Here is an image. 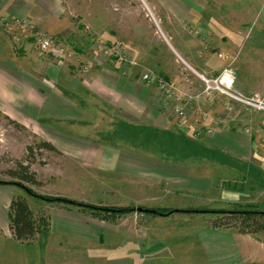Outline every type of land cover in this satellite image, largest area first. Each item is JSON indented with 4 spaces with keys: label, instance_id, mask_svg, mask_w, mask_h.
Here are the masks:
<instances>
[{
    "label": "crops",
    "instance_id": "1",
    "mask_svg": "<svg viewBox=\"0 0 264 264\" xmlns=\"http://www.w3.org/2000/svg\"><path fill=\"white\" fill-rule=\"evenodd\" d=\"M56 1L0 0L2 114L26 128L37 126L62 154L93 168L189 185L204 194L213 190L219 199H227L228 183L230 195L239 198L264 190V113L215 94L186 100L185 116L180 117L176 102L157 84H146L140 69L93 63L79 71L66 59L49 62L32 45L33 29L16 21L27 19L55 36V26L63 24ZM156 2L167 12L168 33L157 18L165 38L157 32L161 41L143 52L124 45L133 58L147 62L169 82H180L190 93L202 83L185 77L183 69L198 77L213 76L229 65L220 54H240L233 65L235 89L264 98L258 90L264 87V0ZM254 20L262 30H239L245 23L254 25ZM171 22L177 28H168ZM106 113L121 123L109 128ZM218 233L216 241L223 235ZM226 236V256H211L212 264H264L258 254L256 263L250 262L235 235Z\"/></svg>",
    "mask_w": 264,
    "mask_h": 264
},
{
    "label": "rangeland",
    "instance_id": "2",
    "mask_svg": "<svg viewBox=\"0 0 264 264\" xmlns=\"http://www.w3.org/2000/svg\"><path fill=\"white\" fill-rule=\"evenodd\" d=\"M56 2L63 24L55 26V36L41 25H32L35 26L32 45L39 51L36 31L42 29L64 47L66 64L75 65L79 71L93 63L114 66L122 63L126 68L140 69L142 78L145 74H153L157 79L168 81L150 69L147 62L133 58L130 50L135 47L143 52L161 41L142 0ZM147 2L155 17L164 21H161L162 28L168 33L166 10L156 0ZM245 17L250 19L251 16ZM253 22L254 25L245 23L246 26L239 30L248 28V31L249 27L254 31L263 29L260 22ZM61 26L64 28L60 29ZM168 28H177V25L171 22ZM6 42L11 45V41ZM124 45L130 49L126 50ZM15 46L18 44L15 43ZM91 50L94 52L90 54ZM42 55L49 62L55 61L53 55ZM229 56V65L225 68L233 69L240 54ZM224 69L213 76L199 75L212 79ZM183 70L185 77L202 83V88L190 92L200 95L204 88L202 79L187 68ZM177 84L183 86L180 82ZM258 90L264 92V87ZM234 91L245 98L255 96L243 94L235 86ZM258 96L261 98V95ZM239 104L264 113V110L257 111ZM105 115L104 122L106 126L110 125L109 128L121 123L113 120L112 115ZM44 139L37 126L19 129L4 114H0V264H212L211 256H226L224 251L222 253L223 246L227 245L228 250L225 240L229 238L226 234L235 235L233 238L239 242L241 254L247 255L250 262L256 263L257 254L259 261L264 259V218L241 213L264 212V190L256 191L246 199L239 198L230 195L232 185L228 183L225 185L227 199H219L213 190L204 194L189 185L164 181L155 183L113 170L93 168L67 154L39 150L37 144ZM30 146L34 148L32 154L28 151ZM170 154L180 159L177 152ZM19 162L31 163V171L36 173L39 183L24 185L37 196L13 184L19 180L8 172L17 169ZM18 197L26 200L36 218L48 221L46 228L25 241L15 238L9 217L12 202ZM40 197L62 198L110 209H157L162 211L163 216L137 211L111 216L80 206L49 202ZM170 211L180 212L166 215ZM220 231L223 235L216 241L215 235H219Z\"/></svg>",
    "mask_w": 264,
    "mask_h": 264
},
{
    "label": "built area",
    "instance_id": "3",
    "mask_svg": "<svg viewBox=\"0 0 264 264\" xmlns=\"http://www.w3.org/2000/svg\"><path fill=\"white\" fill-rule=\"evenodd\" d=\"M142 2L147 8L149 12L147 15L151 18V20H153L157 32L165 38L159 21L155 17L153 11L150 9L147 0H142ZM16 22L23 28L31 27L33 29L35 27L32 26L33 24L27 19H18ZM36 37L38 43L37 45L39 46L42 53L53 55L55 56V58L64 59L66 55V50L64 49V47L57 44L52 39V37L47 35L44 31H42V29L36 31ZM122 50L124 51L125 49ZM106 52L109 53V51ZM219 57L226 60L230 59V56L228 54H220ZM199 77L204 82V88L202 93L198 96L191 95L187 89L178 84L157 79V77H155L153 74H145L143 76V80L148 85L157 84L167 98L174 100L176 102V112L180 117L185 116L183 103L186 100H195V98L197 99L199 96L212 97L215 94L223 95L231 101L250 106L251 108L257 109V111L264 110V100L261 99L258 95L250 98H245L244 95L238 94L234 91L235 76L232 67L225 68L219 74V76L212 79L207 78L204 75H199Z\"/></svg>",
    "mask_w": 264,
    "mask_h": 264
},
{
    "label": "trees",
    "instance_id": "4",
    "mask_svg": "<svg viewBox=\"0 0 264 264\" xmlns=\"http://www.w3.org/2000/svg\"><path fill=\"white\" fill-rule=\"evenodd\" d=\"M0 114L2 115V112L0 111ZM6 117V116H5ZM9 119V121L17 128L24 129L25 127L18 122L10 119L9 117H6ZM37 147L39 150H46L50 152L57 153L59 155H62V153L50 142L46 140H41ZM34 148L32 146L28 147V151L30 154H32ZM12 177L19 180L16 184L17 186L23 187L28 193L31 195L37 196L30 188L26 187L24 184H38L39 181L37 180L36 173L31 171V163H24L19 162L17 164V169L10 170L8 172ZM46 201L49 202H55V203H66L71 204L75 206H80L85 209H90L94 213H106V215L111 216H117V215H123L131 212H136V209H110V208H101L94 205H87L83 203H77L75 201L62 199V198H56V199H47L44 197H40ZM158 211L157 214L152 215H160L163 216L162 211L154 209ZM173 212H180V211H170L166 215H170ZM206 213L208 211H205ZM238 212V211H237ZM234 212V213H237ZM242 214H247L248 216H255V217H263L264 218V212L262 211H242ZM149 214V213H147ZM10 223L11 228L13 231V234L16 239L25 241L34 238L42 229L46 228L48 226V221L43 218H36L34 216V212L29 206V204L21 197L16 198L11 205L10 212Z\"/></svg>",
    "mask_w": 264,
    "mask_h": 264
},
{
    "label": "water",
    "instance_id": "5",
    "mask_svg": "<svg viewBox=\"0 0 264 264\" xmlns=\"http://www.w3.org/2000/svg\"><path fill=\"white\" fill-rule=\"evenodd\" d=\"M136 211L139 213H149V214H157L158 213V211H156L154 209H147V208H143V207L137 208Z\"/></svg>",
    "mask_w": 264,
    "mask_h": 264
}]
</instances>
